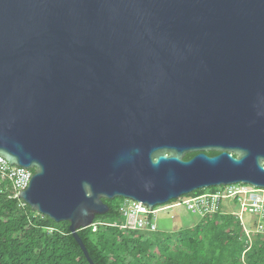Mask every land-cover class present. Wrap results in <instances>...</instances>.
<instances>
[{
    "label": "water",
    "instance_id": "obj_1",
    "mask_svg": "<svg viewBox=\"0 0 264 264\" xmlns=\"http://www.w3.org/2000/svg\"><path fill=\"white\" fill-rule=\"evenodd\" d=\"M0 157L89 264L103 200L264 189V0H0Z\"/></svg>",
    "mask_w": 264,
    "mask_h": 264
},
{
    "label": "trees",
    "instance_id": "obj_2",
    "mask_svg": "<svg viewBox=\"0 0 264 264\" xmlns=\"http://www.w3.org/2000/svg\"><path fill=\"white\" fill-rule=\"evenodd\" d=\"M119 201L103 200L109 212L78 232L94 264H264V239L254 237L249 247L234 216L208 215L171 234L130 231L123 229ZM69 225L32 211L0 176V264H89Z\"/></svg>",
    "mask_w": 264,
    "mask_h": 264
},
{
    "label": "built area",
    "instance_id": "obj_3",
    "mask_svg": "<svg viewBox=\"0 0 264 264\" xmlns=\"http://www.w3.org/2000/svg\"><path fill=\"white\" fill-rule=\"evenodd\" d=\"M0 176L11 183L17 198L28 187L33 171L9 165L0 157ZM180 209L200 218L215 214L234 216L243 228L244 239L249 247L254 237L264 239V189L247 184L220 186L195 196H182L171 204L152 207L150 211L146 205L129 199H123L118 208L124 218L123 229L147 233L161 232L157 226L160 214ZM245 215L250 217L249 226L244 221Z\"/></svg>",
    "mask_w": 264,
    "mask_h": 264
},
{
    "label": "rangeland",
    "instance_id": "obj_4",
    "mask_svg": "<svg viewBox=\"0 0 264 264\" xmlns=\"http://www.w3.org/2000/svg\"><path fill=\"white\" fill-rule=\"evenodd\" d=\"M118 201L120 199H117ZM120 203V201L118 202ZM201 218L193 216L189 212L180 209V211H173L171 213L160 214L157 217L158 229L162 232L161 234H171L185 227H193ZM250 217L245 215L244 221L247 226L250 225ZM126 222V221H125Z\"/></svg>",
    "mask_w": 264,
    "mask_h": 264
},
{
    "label": "crops",
    "instance_id": "obj_5",
    "mask_svg": "<svg viewBox=\"0 0 264 264\" xmlns=\"http://www.w3.org/2000/svg\"><path fill=\"white\" fill-rule=\"evenodd\" d=\"M202 219V218H201Z\"/></svg>",
    "mask_w": 264,
    "mask_h": 264
}]
</instances>
